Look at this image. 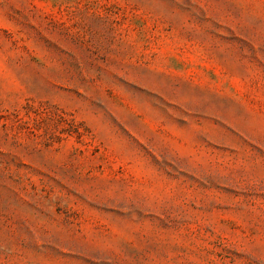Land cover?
<instances>
[{
    "label": "rangeland",
    "instance_id": "rangeland-1",
    "mask_svg": "<svg viewBox=\"0 0 264 264\" xmlns=\"http://www.w3.org/2000/svg\"><path fill=\"white\" fill-rule=\"evenodd\" d=\"M0 264H264V0H0Z\"/></svg>",
    "mask_w": 264,
    "mask_h": 264
}]
</instances>
